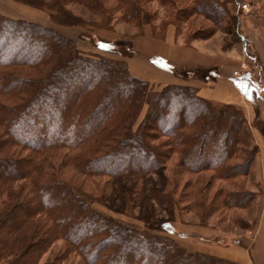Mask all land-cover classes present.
<instances>
[{
    "label": "trees",
    "instance_id": "1",
    "mask_svg": "<svg viewBox=\"0 0 264 264\" xmlns=\"http://www.w3.org/2000/svg\"><path fill=\"white\" fill-rule=\"evenodd\" d=\"M71 1L104 10L102 0ZM117 4L129 20H139V0ZM55 6L59 14L72 15L63 0ZM35 40L43 42L40 50L32 47ZM123 62L85 56L59 30L0 14V264L7 257L5 264H41L59 239L65 248L52 264H68L72 253L79 264H240L107 217L94 209L96 195L62 177L53 161L60 153L78 173L112 181L147 176L174 154L178 167L193 174L211 170L223 180L249 174L258 146L242 161L253 139L241 107L213 103L188 85L159 86L133 77ZM24 64H48L49 71L23 79L12 67ZM98 64L123 68L126 76L116 74L109 87L100 84ZM71 78L86 84H70ZM18 184L22 188L15 191ZM156 190L145 192L164 206ZM225 191L224 204L245 207L238 198L245 200L247 191Z\"/></svg>",
    "mask_w": 264,
    "mask_h": 264
},
{
    "label": "rangeland",
    "instance_id": "2",
    "mask_svg": "<svg viewBox=\"0 0 264 264\" xmlns=\"http://www.w3.org/2000/svg\"><path fill=\"white\" fill-rule=\"evenodd\" d=\"M58 1L0 0V14L59 30L77 43L83 55L98 60H109L115 64L118 62L119 66L124 64L125 57L131 52L133 37L139 35L145 25L151 28L157 38L165 37L168 29L175 25L177 33L185 43L192 44L194 41L208 40L215 36V38H219L220 45L224 41L227 47L230 44L245 46V71H248L255 80L260 77L264 78V72L259 74L262 63H260V59L256 60L253 57L255 52L247 35L252 33L255 35L253 29L259 27L264 35V0H139L141 7L139 20H129L124 16L117 0H102L104 10L101 12L90 9L80 1L63 0V4L72 15L59 14L55 6ZM215 2L217 5L212 7ZM245 3L248 4L246 8L243 7ZM59 19L64 21L61 22ZM243 34L244 38H242ZM217 35L218 37H216ZM256 41L258 42L257 46L264 52L263 43L260 40ZM32 44V47L40 50L43 42L35 40ZM36 50L34 56L37 54ZM62 64L64 65V63ZM101 66L98 64L96 67L103 76L100 84H107L109 87L116 81V74L123 78L126 76L123 68L114 67L110 70L107 66ZM81 69L85 70V68ZM12 70L20 78L37 80V78L46 76L49 67L48 64H43L31 68L24 64L14 66ZM59 70L56 72V76H59ZM74 80L71 78L68 82L70 84H86L85 81L76 80L74 82ZM262 91L264 96V90ZM117 96L118 94L115 93L111 98L116 99ZM257 103L256 111L259 115L257 116L259 124H254V128L257 129L256 132L259 131L261 138H264V105H261L259 101ZM146 111L145 106L139 115L141 120ZM250 132L253 139L254 133L251 129ZM161 140H165V137ZM136 142L141 143V140L138 139ZM253 144L255 143L252 140L242 161L250 160L248 153L253 152ZM55 156L53 161L59 163L62 168V177L73 182L75 186H82L83 190L96 195L93 207L107 217L121 221L133 228L153 232L160 237L172 238L184 247L187 240H190L188 243L192 248L194 247L192 242L204 246L201 237L213 239L208 241L209 243L207 242L206 247L222 254L229 255V250L232 247H238L237 245L240 248L249 246L250 230H253L255 225L260 195L256 181L258 170L253 163L255 157L248 175L237 176L229 180L216 177L211 170L198 174L182 171L177 165L178 156L174 154L166 160L160 169L147 176L122 177L114 182L107 176L89 177L80 174L71 166L65 165L62 153ZM210 161L216 160L210 159ZM136 167L134 166V168ZM22 185L18 184L14 190H21ZM147 189L148 192L156 193V189L161 191L163 194H161L160 200L164 202L162 204L164 206H161L152 194L145 192ZM222 190H226L225 192L247 191L248 197L245 200L238 198V201L241 202L240 205L244 203L245 207L224 204ZM27 192L26 188L24 193ZM167 201L170 204L169 207L165 206ZM2 206L3 204L0 205V209ZM38 223L42 224V221ZM30 227L32 228L33 225ZM31 228L27 229V234ZM17 242L19 243V241ZM240 242L244 246L240 245ZM64 248V240L59 239L43 255L40 263L52 264V260ZM7 258L1 264H5ZM68 262L79 264L82 261L79 256L72 253Z\"/></svg>",
    "mask_w": 264,
    "mask_h": 264
},
{
    "label": "crops",
    "instance_id": "3",
    "mask_svg": "<svg viewBox=\"0 0 264 264\" xmlns=\"http://www.w3.org/2000/svg\"><path fill=\"white\" fill-rule=\"evenodd\" d=\"M255 35L247 34L255 54L259 60L261 71L264 72V52L257 46L260 40L264 45V35L261 27L254 28ZM262 33V35H261ZM218 37V35L216 36ZM244 34L243 37L244 38ZM219 38L185 43L177 33L175 25L171 26L165 37L157 38L149 26L132 39L131 52L125 57L130 74L133 77L148 81L159 86L168 84L188 85L196 88L200 97L216 104H233L243 109L248 125L254 133L253 141L258 146L254 164L258 170L256 181L260 190L257 214L253 230H250L249 246L244 248L242 242L238 247H232L228 254L206 247L211 238L201 237L202 245L187 240L185 247L190 251H201L222 258L232 259L244 264H264V138L254 124H259L256 104L264 105V78H252L245 71L246 48L243 45L229 47ZM259 67V66H258ZM238 70L241 75H235ZM252 191V190H250ZM206 243V244H204ZM209 243V242H208ZM197 245V246H195ZM206 247V248H205Z\"/></svg>",
    "mask_w": 264,
    "mask_h": 264
},
{
    "label": "built area",
    "instance_id": "4",
    "mask_svg": "<svg viewBox=\"0 0 264 264\" xmlns=\"http://www.w3.org/2000/svg\"><path fill=\"white\" fill-rule=\"evenodd\" d=\"M247 3L243 4V7L246 8L247 7ZM235 75H241L240 72L238 70H235L234 72Z\"/></svg>",
    "mask_w": 264,
    "mask_h": 264
}]
</instances>
